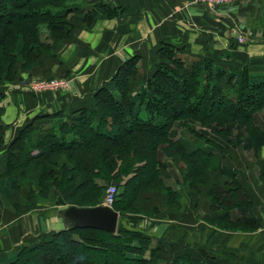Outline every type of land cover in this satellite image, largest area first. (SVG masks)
Listing matches in <instances>:
<instances>
[{"label": "trees", "instance_id": "trees-1", "mask_svg": "<svg viewBox=\"0 0 264 264\" xmlns=\"http://www.w3.org/2000/svg\"><path fill=\"white\" fill-rule=\"evenodd\" d=\"M89 1L82 0L84 9L79 0H0V114L4 84L18 82L39 59L51 57L76 28L93 22L96 9L103 19L120 12L108 3L88 6ZM158 58L136 90L131 82L138 74L137 56L122 63L89 107L35 117L5 146L0 125V197L12 209L23 212L41 200L63 210L96 208L114 185L111 208L119 215L113 234L90 228L60 230L5 253L0 264H88L83 258H103L95 264H160L150 237L122 222L147 216L135 207L141 193L164 192L167 211L182 209L188 190L207 197L212 210L247 203L235 181L225 190L207 177L225 172L220 153L232 144L235 131L244 136L246 149L264 146V127L256 122L264 108V71L217 66L208 54L189 59L166 44ZM45 119L59 122L40 123ZM180 130L183 134L178 135ZM196 140L210 151L195 145ZM175 157L182 165L178 189L167 186L160 172L162 159ZM15 192L25 197L18 208ZM59 247L66 251L59 252ZM168 264L206 263L185 254Z\"/></svg>", "mask_w": 264, "mask_h": 264}, {"label": "crops", "instance_id": "crops-1", "mask_svg": "<svg viewBox=\"0 0 264 264\" xmlns=\"http://www.w3.org/2000/svg\"><path fill=\"white\" fill-rule=\"evenodd\" d=\"M106 3L119 8L118 15L103 19L96 9L97 16L90 25L76 28L51 57L39 59L35 68L24 73L27 80L37 76L67 78L70 84L65 92L36 95L18 82L4 87L0 125L4 127L5 144L35 117L58 111L67 115L89 107L96 91L131 57L140 58L141 74L148 76L164 44L181 50L189 59L208 54L217 66L253 67L260 74L264 71V0H244L214 11L185 0H91L87 5ZM55 122L59 120L40 123ZM256 122L264 127V108L257 113ZM232 141L220 153L225 172H211L207 178L225 190L235 181L248 197L247 203L212 210L207 197L188 190L182 209L167 211L152 203V198H164V192H143L135 207L143 213L154 210L153 214L122 221L126 228L150 237L158 248L160 264L185 254L202 258L206 264H264V146L256 151L246 149L240 130ZM193 143L206 151L211 149L204 142ZM162 163L165 184L178 189L181 160L164 158ZM12 197L17 208L25 200L22 193L15 192ZM32 204L22 212L0 197V257L63 230L58 217L61 206Z\"/></svg>", "mask_w": 264, "mask_h": 264}, {"label": "water", "instance_id": "water-1", "mask_svg": "<svg viewBox=\"0 0 264 264\" xmlns=\"http://www.w3.org/2000/svg\"><path fill=\"white\" fill-rule=\"evenodd\" d=\"M58 217L63 223V230L90 228L115 233L119 215L111 207L102 205L96 208H77L69 206L61 210Z\"/></svg>", "mask_w": 264, "mask_h": 264}, {"label": "built area", "instance_id": "built-area-1", "mask_svg": "<svg viewBox=\"0 0 264 264\" xmlns=\"http://www.w3.org/2000/svg\"><path fill=\"white\" fill-rule=\"evenodd\" d=\"M188 4H199L204 6L210 11H214L220 6L233 5L234 3H241L244 0H185ZM239 43L242 42L241 38H237ZM70 80L65 78H52L50 80L39 79L31 80L27 84V89L33 94H41L45 92H61L66 91L69 87ZM117 193L116 187L110 186L106 191L105 205L111 207L114 202L113 199Z\"/></svg>", "mask_w": 264, "mask_h": 264}, {"label": "rangeland", "instance_id": "rangeland-1", "mask_svg": "<svg viewBox=\"0 0 264 264\" xmlns=\"http://www.w3.org/2000/svg\"><path fill=\"white\" fill-rule=\"evenodd\" d=\"M79 3H82V5H83V7H84V9L86 8V3H84V2H82V0H79ZM43 33V32H42ZM44 34V33H43ZM185 57V56H184ZM137 69V77H138V79L139 78H141L142 80H144L145 79V76H147L146 75V72H145V74H144V76L141 74V73H143L141 70V63L140 62H138V64H137V67H136ZM153 70V68L151 69V70H149V73L151 74L152 71ZM30 72V71H29ZM29 72H23L21 75H19L21 78L19 79V81H18V85L19 86H21L22 88L23 87H26L27 86V84H28V82L29 81H31V80H36L37 78H39V76H37V77H33V78H30V79H28L27 80V77L28 76H24V73H29ZM149 74V75H150ZM56 76H54V78H55ZM137 77L135 78V79H137ZM139 83H141V80L139 79V81H135L134 80V83H132L131 84V87H132V90H136L138 87V85H139ZM7 85V84H6ZM5 84H4V86H3V90H4V87L6 86ZM27 88V87H26ZM178 89V88H177ZM61 92H65V91H61ZM45 93H51V92H45ZM211 108H215V105H212V107ZM55 124H56V122H55ZM195 128H198V125L197 124H195ZM237 131H235L234 133H233V136H235V133H236ZM181 134H183V132H181V130L180 131H178V135H181ZM184 134H185V132H184ZM6 144H5V142H4V146H5ZM3 152H2V150H0V159L2 158V154ZM114 186V185H113ZM107 191V190H106ZM154 192H159L160 193V191H153V193ZM105 196H106V193H105ZM105 196H104V200H105ZM104 200H103V202H104ZM152 203H159V206H162V207H168V204H167V201L168 200H166V196L164 195V198L162 197V198H160V196L159 197H157V198H152ZM163 201V202H162ZM187 201V200H186ZM38 203H43V204H47L48 206H55L53 203H50V202H48L47 200H41V201H39ZM184 203H185V201H184ZM102 205H105V202L102 204ZM101 205V206H102ZM57 206H59V205H57ZM107 206V205H106ZM173 208V207H172ZM118 214V213H117ZM153 213L152 212H148L147 213V217H149L150 215H152ZM152 245H153V243H152ZM58 250H59V252H65L66 251V248H58ZM82 259V258H81ZM101 260H103V258H100ZM99 258H94V259H85V258H83L82 259V262H86V263H88V264H95V263H97V262H99V261H101Z\"/></svg>", "mask_w": 264, "mask_h": 264}]
</instances>
